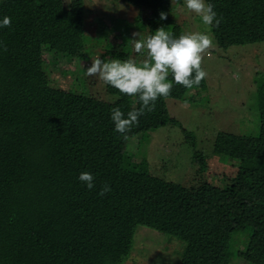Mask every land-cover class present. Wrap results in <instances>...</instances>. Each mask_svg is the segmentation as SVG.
Masks as SVG:
<instances>
[{
	"label": "trees",
	"instance_id": "1",
	"mask_svg": "<svg viewBox=\"0 0 264 264\" xmlns=\"http://www.w3.org/2000/svg\"><path fill=\"white\" fill-rule=\"evenodd\" d=\"M8 1H0V19L11 18L0 28V264H123L135 251L138 227L181 242L180 264H264V81H255L257 129L238 136L229 154L213 147L215 166L195 152L204 167L192 185L128 172L129 141L177 124L167 100L195 103L206 78L187 89L170 74V94L125 138L111 112L138 110L137 97L105 82L117 98L112 103L63 90L47 69L95 60L98 48L104 60L142 62L146 53L133 51L131 31L144 38L163 26L174 38L185 34L174 12L183 0H120L137 15L113 19V27L99 20L98 38L86 33V0H33L31 15L19 20ZM208 2L220 19L211 31L221 49L264 42V0ZM116 30L119 44L108 36ZM85 171L95 177L92 190L78 179ZM106 184L111 191L99 195Z\"/></svg>",
	"mask_w": 264,
	"mask_h": 264
},
{
	"label": "rangeland",
	"instance_id": "2",
	"mask_svg": "<svg viewBox=\"0 0 264 264\" xmlns=\"http://www.w3.org/2000/svg\"><path fill=\"white\" fill-rule=\"evenodd\" d=\"M8 4L16 20L31 15L33 0H9ZM86 5V33L92 38L101 35L102 26L99 20L113 27L111 20L125 18L131 22L137 15V10L125 6L120 0H86ZM174 12L177 21L186 24L185 33L212 30V26L209 29L203 25L200 17L186 8L185 0ZM134 33L139 34L131 31L133 38ZM211 34L214 37L213 46L201 54V67L206 72L207 90L198 93L195 103L167 100L169 116L177 124L159 127L138 136L139 138H132L126 148V171L143 173L146 170L165 181L190 186L196 179L199 166L204 167L203 162L197 161L195 152H201L207 158L211 157L214 160L211 164L215 166L217 157L213 154V147L217 146L220 151L229 154L238 136L251 134L257 129L255 81L257 77L264 81V42L233 46L224 50L218 46L212 31ZM118 35L117 30L108 34L116 44L121 42ZM132 49L135 51L134 47ZM103 52L104 50L98 48L94 58H100ZM92 61L52 65L47 69L52 85L105 102L116 101L115 96L105 91L103 80L85 75V70ZM226 134L232 136L224 139ZM211 160L209 161L212 162ZM200 193L201 189L197 194ZM135 238V251L123 264H180L179 253L183 244L178 240L145 227L137 228ZM245 239L244 236L240 238L238 249L243 248ZM234 262L244 264L239 258H235Z\"/></svg>",
	"mask_w": 264,
	"mask_h": 264
},
{
	"label": "clouds",
	"instance_id": "3",
	"mask_svg": "<svg viewBox=\"0 0 264 264\" xmlns=\"http://www.w3.org/2000/svg\"><path fill=\"white\" fill-rule=\"evenodd\" d=\"M186 8L200 17L203 25L209 29L214 24L219 26L220 19L214 11V5L208 0H185ZM160 20H166L167 14L160 13ZM10 17L0 19V28L9 27ZM132 45L138 54H145L146 59L138 62L136 59L104 60L97 57L85 70L88 77H98L106 85L119 90L128 96H135L140 107L138 110L129 111L127 114L119 107L113 108L111 121L114 130L127 138L126 134L138 123V118L151 112L160 97H167L176 84L187 89L198 86L206 76L201 68L202 53L213 46L214 37L211 31L188 32L174 38L163 26L154 34L141 38L134 33ZM172 81H169V75ZM79 181L89 190L95 187V177L90 172H82ZM111 191L109 185H104L99 195L103 196Z\"/></svg>",
	"mask_w": 264,
	"mask_h": 264
}]
</instances>
